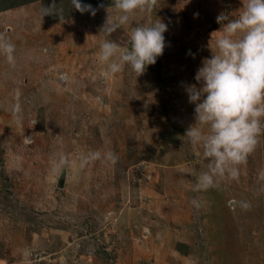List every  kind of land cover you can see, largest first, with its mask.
<instances>
[{"label":"rangeland","instance_id":"rangeland-1","mask_svg":"<svg viewBox=\"0 0 264 264\" xmlns=\"http://www.w3.org/2000/svg\"><path fill=\"white\" fill-rule=\"evenodd\" d=\"M244 2L155 0L111 34L114 7L0 12L16 45L14 65L0 54V264H264V134L236 179L203 191V149L184 136L195 123L185 85L212 55L216 17ZM158 19L168 30L156 63L139 77L108 72L100 42L129 47L134 26ZM93 150L118 159L80 167ZM59 155L71 163L56 170Z\"/></svg>","mask_w":264,"mask_h":264},{"label":"clouds","instance_id":"clouds-1","mask_svg":"<svg viewBox=\"0 0 264 264\" xmlns=\"http://www.w3.org/2000/svg\"><path fill=\"white\" fill-rule=\"evenodd\" d=\"M154 3L155 0H112L110 7L120 14L113 19L108 12L102 30L111 34L127 25L135 10H150ZM71 5L82 14L96 15L97 9L82 0H71ZM242 9L236 16L221 12L216 17L221 28L213 32L214 37L211 35L212 55L204 58L197 69L196 83L185 85L188 101L194 105L195 123L186 129L184 136L194 148L203 149L207 166L196 176L195 191L214 187L218 177L236 179L237 166L246 161L258 137L264 134V0H245ZM62 12L55 0L52 6L41 9L42 17L55 13L63 19ZM167 30L168 24L161 19L136 25L130 32L129 47L121 48L115 41L102 40L98 60L106 64L111 74L128 66L139 77L163 54ZM15 49L12 39L0 33V54L10 65L15 64ZM101 159L115 163L118 157L111 150L104 153L93 150L81 156L79 165L84 167ZM70 163L67 156L59 155L54 168L59 170ZM191 203L195 208L201 207L198 199ZM242 206L249 207L246 202Z\"/></svg>","mask_w":264,"mask_h":264},{"label":"trees","instance_id":"trees-1","mask_svg":"<svg viewBox=\"0 0 264 264\" xmlns=\"http://www.w3.org/2000/svg\"><path fill=\"white\" fill-rule=\"evenodd\" d=\"M41 1L44 4V7L51 6L48 0H0V12L8 11L10 9H14L23 5H27L33 2ZM82 3L91 4L96 9H102L106 7L112 6V0H82ZM58 5L62 6H70L71 0H58ZM72 6V5H71ZM75 9V7H72ZM79 14H82L78 10L75 9ZM89 12H85L83 14H87ZM54 16V14H53ZM52 16V17H53Z\"/></svg>","mask_w":264,"mask_h":264}]
</instances>
